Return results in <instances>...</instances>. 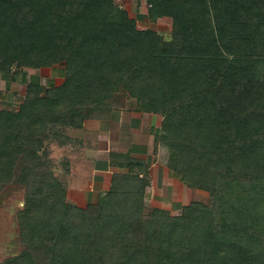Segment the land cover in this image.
<instances>
[{"label": "trees", "instance_id": "16d2710c", "mask_svg": "<svg viewBox=\"0 0 264 264\" xmlns=\"http://www.w3.org/2000/svg\"><path fill=\"white\" fill-rule=\"evenodd\" d=\"M105 1L111 2L0 0V71L6 75L12 65L63 62L65 69L69 70L67 83L79 81V87L90 97L76 104L75 108L82 110V117L87 115L93 118L102 117V113L111 110L109 101L112 93L124 80L129 81L125 86L132 89L131 97L135 99L138 109L160 110L165 115L162 126L167 134L162 141L169 145L167 165L178 171L183 180L188 178L197 187L203 186L212 200L209 205L197 201L186 204L180 216L165 220V232L158 237L160 246L157 248L160 251H151L154 244L142 241L136 244L137 251L145 255L151 253L154 264L162 261L164 255H171L165 264H264V120L262 125L248 130L250 141L244 144V149L255 157L256 170L252 178H257L256 182L242 187V191L237 182L229 181L224 188L220 172L226 173L221 164L225 161L226 152L228 156V149L224 147L223 150V145L230 134L225 133V136L211 129L204 117L194 116V111L190 109H194L196 101H199L195 97L198 92L191 94L192 101L186 97L193 91L189 90L188 84L196 74L189 66L194 55L191 40V34H194L199 40L210 39L215 55L210 59L213 65L219 67L227 62L225 68L228 73H233L239 79L242 89L233 92V95H238L234 98L245 99L249 96L247 101L264 102V94L248 93L249 90L255 92L264 87V74L260 76L256 71L258 66H264V0H164L162 3L151 0V11L162 9V14L170 15L173 19L169 40H164L154 31L149 34L146 29H138L135 21L123 10L112 14L103 7ZM21 16L29 17L26 22L28 26L21 22ZM40 26H47L50 34L39 36L25 31L26 27L36 30ZM231 27L237 28V32L231 34L228 31ZM235 45H242L243 50L234 52ZM227 52L233 55L232 58H228ZM198 77L194 83L199 85L205 80ZM20 112L23 111L0 110L1 174H9L15 161L10 143L16 142L17 148L22 149L30 142L22 140L15 130L21 119L18 118ZM185 112L190 113L183 116ZM175 117L179 118L174 121ZM68 120L67 117L65 121ZM244 127L248 128L242 125L240 132ZM174 128L175 134L171 132ZM258 133L262 135L260 138ZM241 149V153L246 152L243 147ZM136 162L129 160L133 166H128L134 167ZM133 177L134 180H142L139 174ZM259 182L262 188L258 187ZM147 183L136 185L135 193L139 195L136 199H129L128 196L123 199L120 193L115 197L112 193H103L105 196L102 194L100 201L88 205L95 209L89 212L86 220L75 223L68 220L65 227L68 236L63 238L66 243L70 242L72 253H75L76 247L73 245L77 231L82 227L83 230L90 229L86 236L93 252L99 253L96 263L129 264L127 262L134 257L127 256L125 249L133 247L135 242L132 240L138 234V224L141 220L144 222L139 215L142 208L139 198ZM28 188L31 193L26 196L24 204L30 210L22 212L19 219L29 226L37 240L39 234L34 230L42 211L37 207V204H42V194L40 187L34 190ZM218 199L221 200L218 202ZM59 202L62 218L71 208L76 212L81 210L77 206H70L65 194ZM214 202L219 203L218 216ZM73 215L74 212L70 211L64 219ZM153 222L149 221L146 227ZM22 227L24 229L26 225ZM151 234L157 237L156 232ZM43 241L46 240L40 239L38 243L42 244ZM53 243L55 247L50 248L54 254L51 261L67 264L59 261V242ZM37 248L32 254L25 252L24 256L29 257L21 264H46L51 257L48 250ZM104 249H108V257ZM35 252L42 259L38 258L32 263L30 255L35 256ZM111 253L113 256H110ZM61 258L66 257L62 255ZM89 261V258H80V264ZM10 263L18 264L14 261ZM133 264H137L136 261Z\"/></svg>", "mask_w": 264, "mask_h": 264}, {"label": "rangeland", "instance_id": "374dc122", "mask_svg": "<svg viewBox=\"0 0 264 264\" xmlns=\"http://www.w3.org/2000/svg\"><path fill=\"white\" fill-rule=\"evenodd\" d=\"M122 2L111 0L109 4L105 1L103 7L109 9L112 14L120 13V10L125 11L127 16L135 21L138 29H146L149 34L154 31L164 40H169L173 25V19L170 15L162 14V9L161 11H151L153 7L150 6L151 0H148L147 3L142 2L146 4L147 11L136 0H122ZM156 2L162 3L164 0ZM119 4L122 6H118ZM20 18L22 23L29 21V17L21 16ZM262 20L264 21V17ZM27 24L25 25L28 26L29 24ZM25 31L39 36L50 34L47 26H40L36 30L26 27ZM228 31L232 34L237 32V28L231 27ZM191 40L194 55L190 59L189 66L190 70L195 71L196 74L191 77L190 84H188L190 86L189 90L192 89L193 91L188 93L190 95L186 94V97L191 98L192 101L191 94L194 95V91H196L198 93L195 97L199 101H196V107L190 110L194 111V116L196 114L197 118L204 117L211 129H215V131L223 133L225 136L230 134L229 137L227 136L228 138L224 139L225 144L223 145V150L224 147H226V150L228 149V156L226 152L225 161L221 164V167L226 169V173L220 172V176L222 182H224V188H226L229 181L237 182L242 191V187L248 186L252 181L256 182L257 180V178H252L256 170L255 157L244 149V144L250 141V137L247 135L248 130L251 131L253 126H260L263 123L264 102L247 101L249 100L248 95H246L248 97L241 96L245 99L234 98L238 95H233V92L236 93V90L242 89V85L233 73H228V69L225 68L228 63L220 64L219 67L213 65V61L211 62L210 59L211 56L215 55H213L214 48L211 49L210 39L208 41L206 39L199 40L194 34H191ZM220 45L224 48V45L221 43ZM233 50L239 52L238 50L242 51L243 47L242 45H235ZM17 54L19 53L17 52ZM226 55L228 58L233 56L229 52ZM12 66L6 75L4 71H0V110L18 111L20 109L23 111L18 115V118L21 119L15 130L17 134L19 133V136H22V140L30 142L22 149L17 148L16 142L14 144L10 143L11 155L15 156L12 171L9 174L3 173V171V174L0 173L2 177L0 180V264H9L12 261L21 264L25 258L29 257L24 256L25 252L32 254L36 247H38V250L40 247L44 249L43 251L48 250L47 253L51 257L46 264H57V261H51L54 254L51 253L50 248L55 247L53 241L59 242L58 252L61 263L80 264V258L83 256L85 259L89 258L90 260L84 264H100V262L96 263L99 253H94L91 245L88 244L89 240L86 235L90 233V229L84 228L83 230L82 227L78 229V236L73 245L76 247L74 248V254L69 249L70 242L66 243L63 237L68 236L65 234L68 233L65 230L66 222L70 219L69 222L74 223L75 221L83 222L86 220V217L90 214L89 212H93L95 209H91V206L88 205L100 201L103 194L95 196L91 183H89L93 176L91 166L87 165V159L90 158L89 141L93 140L95 131L87 132L90 133L87 137V134H83L82 131L85 125L83 122L88 119L109 118L113 109L140 110L145 118L154 115L151 128L149 124L147 125L149 132L146 131V134H150V137H147L144 133L140 135L146 143L148 158L143 159L141 166H134L137 167L136 169L129 166L126 172L112 173L109 184L111 189L107 187L108 189L104 192L105 194L112 193L114 197L115 194L120 193L123 199H126L127 196L130 197L129 199L131 197L136 199L139 196L135 193L136 185L148 181L144 186V193L139 198V203L142 206L139 215L144 222L141 220L138 224L136 229L138 234L132 240V242H135L132 245L133 247L125 249V252L127 256L132 255L134 257L127 262L129 264H133L134 261L137 264L138 262L154 264V256L151 253L145 255L138 252L136 244L139 241L152 243L154 247L151 251H160L157 248V246H160L158 237H161L163 231L165 232V220L180 216L186 204L195 201L205 205L212 203L209 192L203 186L197 187L194 184L195 182H190L187 180L188 178L183 180L178 171L167 165L170 150L169 145L162 141L165 133L167 134L162 126V120L165 116L163 111L138 109L135 99L131 97L132 89L125 86L129 81L124 80V83L122 82L118 89L112 93L109 101L110 111L102 113V117L93 118L87 115L82 117V110L79 107L75 108V106L79 102H83V99L85 101L90 97L79 87V81L72 84L67 83L69 70L65 69L63 62L53 61L48 65ZM214 71L217 72L214 73ZM256 71L262 76L264 66H258ZM197 77L205 81L199 82V85L195 84L194 80ZM248 93L251 95L258 93L257 95L260 96L264 94V87L255 92L249 90ZM190 112H185L183 116H188ZM67 117L69 118L68 122L65 121ZM178 118L175 117L174 121ZM242 125H247L249 129L244 127L240 132ZM171 132L175 134L176 128ZM140 136H137V139H140ZM261 136L258 133V137ZM242 147L246 152L241 153ZM83 151L86 155L83 154ZM150 164L151 168L148 170ZM139 173L143 175L142 180H134L133 175ZM148 175L149 177H147ZM151 178L152 182H150ZM147 185L152 186L147 188ZM28 187L32 189L40 187L39 192L42 194L40 195L42 204H37V207L39 206L40 208H38L42 211L34 230L39 234L38 241L40 239L46 240L42 244L38 243L35 235L29 230V226L19 219V216L23 215L22 212L30 210L24 204L27 200L25 199L26 196L31 193ZM258 187L262 188L260 182ZM91 190L92 192L89 193ZM64 194L70 206H77L81 210L76 212L74 208H71L62 218L59 201ZM220 200L216 201L219 202ZM218 202H214V205H217L214 208L216 209V216L219 215ZM70 211L74 212L72 218L68 216L67 220L64 219ZM149 221L154 222L148 225L147 228L146 224ZM23 225H26L24 229ZM151 232H156L157 237L154 238ZM162 245H165V243H162ZM62 247H64V250ZM104 250L105 255L108 257L109 251H106L108 249ZM60 252L62 253L60 254ZM163 252L165 254L166 251ZM33 255H30L32 263L40 257V255H36V252L35 256ZM62 255L66 258H61ZM110 256H113V253ZM170 257L171 255L169 257L164 255L162 257L164 259L162 261L158 260L156 264H165L170 260Z\"/></svg>", "mask_w": 264, "mask_h": 264}, {"label": "crops", "instance_id": "0c3cea01", "mask_svg": "<svg viewBox=\"0 0 264 264\" xmlns=\"http://www.w3.org/2000/svg\"><path fill=\"white\" fill-rule=\"evenodd\" d=\"M115 1L117 2V0ZM119 1L123 3L122 0ZM136 1L137 3L140 2V6L145 7L147 11L145 3L148 0H143L145 3H142L141 0ZM118 6L121 7L122 5L119 4ZM153 116L145 118L140 110L113 109L109 118L88 119L83 122L84 127H86H83V134L86 133L88 137L90 133L87 132L95 131L93 140L89 141L90 158L87 159V165L91 166L93 175L89 183H91L95 196L104 193L109 188L112 173L126 172L129 168L128 165L133 166V164H129V160H136L135 166H141L140 162L143 163V159L148 158L146 143L140 135L141 133H144L147 137L150 135L146 134V131H148V124L150 128L152 126ZM137 136H140V139H137ZM83 154H85V151H83ZM150 168L151 164L148 170ZM139 175L143 176L142 173H139ZM150 182H152V178ZM150 186L152 185H147V188H150Z\"/></svg>", "mask_w": 264, "mask_h": 264}]
</instances>
